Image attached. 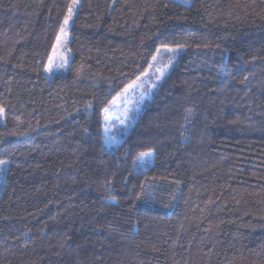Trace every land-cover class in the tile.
<instances>
[{
  "label": "trees",
  "instance_id": "1",
  "mask_svg": "<svg viewBox=\"0 0 264 264\" xmlns=\"http://www.w3.org/2000/svg\"><path fill=\"white\" fill-rule=\"evenodd\" d=\"M72 1L0 0V264H264V0H81L48 77ZM162 47L184 51L106 148Z\"/></svg>",
  "mask_w": 264,
  "mask_h": 264
},
{
  "label": "rangeland",
  "instance_id": "2",
  "mask_svg": "<svg viewBox=\"0 0 264 264\" xmlns=\"http://www.w3.org/2000/svg\"><path fill=\"white\" fill-rule=\"evenodd\" d=\"M80 1L81 0L72 1L70 7L71 18L68 20L67 24H65V19L69 16L68 10L62 23L58 34L60 39L59 41L56 39L51 56L45 67V74L48 77H51L54 73H57L59 70L65 68L71 60V54L68 47L69 30ZM174 1L187 5L191 0ZM62 29L63 32L61 31ZM158 50L151 59V62L145 72L130 84L131 87H129L130 85L127 86L113 99V101L105 108L108 110L107 112L104 109L102 114V124L103 139L106 148L113 149L124 139L135 121L136 116L142 110L145 103L152 97L155 89L164 77L169 73L177 61L179 53H182L184 48L162 47ZM153 157V152H147L141 155L137 162L138 168L145 170L146 166L153 162ZM6 166V162L3 161V163H0L1 182L3 181L5 175Z\"/></svg>",
  "mask_w": 264,
  "mask_h": 264
},
{
  "label": "snow or ice",
  "instance_id": "3",
  "mask_svg": "<svg viewBox=\"0 0 264 264\" xmlns=\"http://www.w3.org/2000/svg\"><path fill=\"white\" fill-rule=\"evenodd\" d=\"M71 18V8L69 9V16L68 17H66V19H65V24H67V22H68V20ZM62 32H63V29L61 30ZM58 39V41H59V37L57 38ZM159 51V50H158ZM154 59H155V57H154ZM129 87H131V85L129 86ZM105 111L107 112L108 110L107 109H105ZM106 119H107V117H106ZM0 163H3V161H0Z\"/></svg>",
  "mask_w": 264,
  "mask_h": 264
}]
</instances>
